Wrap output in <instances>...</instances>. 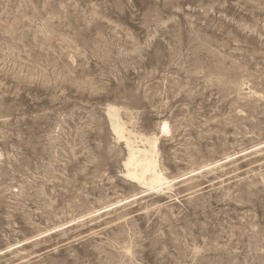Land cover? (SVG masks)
<instances>
[{
    "label": "rangeland",
    "instance_id": "1",
    "mask_svg": "<svg viewBox=\"0 0 264 264\" xmlns=\"http://www.w3.org/2000/svg\"><path fill=\"white\" fill-rule=\"evenodd\" d=\"M0 153V264H264V0H0Z\"/></svg>",
    "mask_w": 264,
    "mask_h": 264
},
{
    "label": "bare ground",
    "instance_id": "2",
    "mask_svg": "<svg viewBox=\"0 0 264 264\" xmlns=\"http://www.w3.org/2000/svg\"><path fill=\"white\" fill-rule=\"evenodd\" d=\"M107 112L113 133L118 141L124 143L127 151V157L124 161L125 169L123 177L131 184L139 186L140 188H147V190L152 191V193L171 190L175 179L166 177L165 170L160 164L159 137L138 136L133 133L128 129L126 123L120 117L119 109L114 106H109ZM169 133L170 126L166 121H163L160 134L165 135ZM74 222H76V219ZM61 227L62 226L59 228Z\"/></svg>",
    "mask_w": 264,
    "mask_h": 264
}]
</instances>
